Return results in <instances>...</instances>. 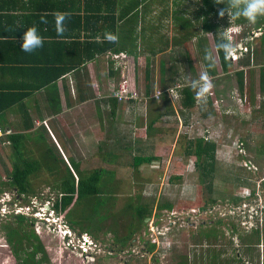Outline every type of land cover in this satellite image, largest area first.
<instances>
[{
	"label": "rangeland",
	"instance_id": "obj_1",
	"mask_svg": "<svg viewBox=\"0 0 264 264\" xmlns=\"http://www.w3.org/2000/svg\"><path fill=\"white\" fill-rule=\"evenodd\" d=\"M201 1L175 0L174 3H180L181 7L174 4L173 10H178L177 17L183 12V15H186L183 19L188 18L196 26L201 25L196 20L200 6L198 3ZM225 17L230 18L228 14ZM179 22L174 15V18L166 23L167 32L170 34L171 26H176ZM230 22L233 24L227 30L229 38L235 46L242 41V36H247L250 40L247 41L249 51H251L250 48H255L249 65L243 63L246 60L239 63L231 60V71L224 73L212 33L202 35L204 40L202 47L199 46L197 40L193 41L192 55L195 57L193 64L188 62L185 52L182 50L179 52V49L166 52L160 56V60H164L166 63L167 74L165 77L169 79L174 74L175 76H182V74L200 76L206 73L204 53L211 52V59L216 65L218 75L209 79L212 85L209 92L202 98L197 97L196 107L189 112L187 111L188 113L180 111L178 94L172 96L175 108L180 112L181 120L176 114V116L167 117L165 122L162 121L161 126L164 128L162 133L164 135L161 134L157 137L161 138L160 141L165 148V156H163L165 158L157 160L152 155L156 151H150L152 155L150 157L153 160L138 166L146 169L147 173H135V169L130 166L136 162L133 156L117 160L114 155L102 154V160L95 161V159L90 160L89 155L93 158L98 157V154L92 152L94 148L97 149V143L82 141L80 144L78 142L70 145V148L73 149L70 153L72 152L73 156L75 155L77 158L80 154L83 156V170H93L92 172H94V169L99 168L105 170L104 173L106 174L103 177L104 193L101 195L103 200L100 204L101 207L98 209L97 215L95 212L89 214L86 223V228L91 229L95 234L90 231L86 233V230L85 232L78 230L79 226L78 229L74 230L77 234L89 235L90 237L87 235L86 237L92 238L95 242L90 254L84 255L82 253L79 247L81 241L75 239L74 246H70L68 240L62 238L64 231L59 229V223L68 221L63 212H58L55 209L60 217L57 222L53 219H50L49 222L44 220L51 213L48 210L55 208L59 193L51 186L55 182L49 171L43 167L38 171L39 177L34 180L35 195L19 197L17 190L7 186L14 162L18 161L19 158L11 144L0 146V264H16L7 241V226L10 224L17 226L14 218L11 220L13 217L11 211L19 204L18 201H20L21 206H24L28 204L27 199L31 202L33 198L36 200L35 209L45 211L42 212V215L45 214L46 216L35 218L33 214H30L28 217L35 220V230L41 236L54 264H180L181 262L191 264L192 258H196L197 254H199V264L205 261L200 259V255L206 254L203 238L211 228L219 233L222 230L226 233V229L229 227L230 246L217 239L213 244L214 247L211 246L207 249L221 253V251H228V246L232 251L231 254L237 250L234 245V239L238 237L237 233L245 234L247 228L255 225V219H260V209L263 208L262 203H264V186L263 183H258L264 177V154L257 151L264 144V97L260 86V72L264 66V55L261 53V45L256 41L263 33L260 29L254 28L250 23L241 27L234 25V19ZM241 30L244 31L240 35ZM251 56H248L249 59ZM160 60L156 62L158 63ZM241 64L248 71L246 81L248 88H253V97L249 90H244L241 93L238 86L235 71L243 69ZM192 70H194V75H191ZM143 71L144 66L138 65L137 75L141 73L142 77V81L138 85L144 91L146 80H144ZM121 76L122 74L120 78ZM124 76L126 73L122 77ZM152 78L153 76H151ZM210 92L212 95H209ZM157 102H159L161 109L165 108L162 99ZM130 105L133 104L119 108L122 115L121 119L143 121L141 115L143 108H146L145 104L142 102L135 106ZM161 109L159 110L161 111ZM106 110L104 120L109 121L113 117L109 119L111 111L108 108ZM88 111V107H84L81 112H70L59 118L58 123L60 125L65 121L78 122V118ZM206 111L208 116L204 115ZM186 114L190 121L188 125L183 117ZM116 117L115 115L114 119ZM87 130L89 131V129ZM84 136L89 137L87 134ZM197 138H204L206 141L216 143V156L220 154L223 158V160L217 159V166L213 173V198L216 203H212L213 201L210 199L212 194L207 189L201 193L203 177L197 168V157L185 156L187 142ZM50 139V143L55 142L54 139ZM28 141L31 143L27 142V150L24 154L28 155L29 158L33 156L41 159L43 157V154L41 155L42 150L39 151L38 155L29 150L42 144L37 142L38 140L35 138L28 139ZM54 144L59 150L58 145ZM103 147L105 146L103 145ZM154 147L156 146L154 145ZM60 155L63 157L62 153ZM66 156L69 158V154ZM60 168L63 173L67 172L64 163H61ZM143 179L147 181L144 182ZM116 188H120L119 193L113 192ZM158 188L163 190L159 205L171 203L174 205V209H160L154 206L152 216L148 217L150 219H145V222L140 221L138 206L141 204L147 206L146 201L153 205L154 194L155 192L158 194ZM241 191L242 197L245 193L250 192L251 197L248 198V202L253 203L254 200L256 204L250 205L247 200L235 197ZM199 198H202L203 204L206 202L207 204L202 211L198 212V210L193 209V205L197 203ZM46 203L49 204V207L43 206ZM211 220L214 221L213 225L210 223ZM135 226L138 227V230L135 231L131 240L126 241L123 248L122 242L125 241L117 242V238L128 236ZM232 227L235 228L232 230ZM216 234H213V238L217 236ZM151 244H156V248L151 250ZM208 244L211 245V243ZM67 247L71 250H67ZM192 264H195L194 261ZM242 264H246V262L243 261Z\"/></svg>",
	"mask_w": 264,
	"mask_h": 264
},
{
	"label": "crops",
	"instance_id": "obj_2",
	"mask_svg": "<svg viewBox=\"0 0 264 264\" xmlns=\"http://www.w3.org/2000/svg\"><path fill=\"white\" fill-rule=\"evenodd\" d=\"M168 1H170L169 9L166 11L165 9L167 7L164 0H0V91L4 90L8 92L9 90L16 95L26 94L23 101L6 111L2 122L0 121V127L6 128L7 130L11 129L20 134H29L31 139L36 138L39 132H43L48 140L47 143H50V138L54 139V143L59 147V150L57 149L58 152L60 151L59 154L62 153L64 159L67 161L75 160L79 163L80 170H83V156L81 154L78 158L75 155L73 156L72 152L70 153V151L73 150L70 148V145L78 142L80 144L82 141L86 143H97V149L94 148L92 152L98 154V157L93 158L89 155L90 160L95 159L96 161L99 159L101 161L102 154L114 155L117 160H123L125 157L131 158L133 156L135 161L137 158H146L152 155L155 156L157 160L165 158L163 157L165 156V148L162 141H160L161 138L157 136L163 134L162 130L164 128L161 126L162 121L165 122L167 117L176 116V114L179 117L180 112L175 108L172 96L178 94L177 96L180 97L179 90L184 86H190L191 80L200 77L186 76L183 74L182 76H175L174 74V76H170L168 79L165 77L167 74L166 69L163 75L161 73L162 60H160V56L173 50L179 49V52H181V50L182 52L184 51L188 62L193 64L195 59L192 55L194 49L193 41L197 40L195 37L188 41V48L186 47V42L183 43L181 41L175 44L174 37L179 41L181 40L180 31L182 28H180L181 22H179L176 26H171L170 34L167 32L168 26H166V23L173 19L175 12L178 11L173 10L175 0ZM87 6L92 8V10L89 11V16L95 18L112 16L114 18L111 21V25L106 29V32L103 31L99 33L100 30L98 29L104 27L101 25L102 22L98 24L90 23L89 26L85 23L84 15ZM58 14H64V19L62 21L63 31L61 32L57 31V25L60 23L57 19ZM72 14H80L83 16V27L80 29V26H78L76 31L72 30L71 32L70 26L73 23L69 18ZM178 17L180 18L177 19L179 21L188 19H182L186 17V15H183V12H181ZM33 24L38 25L41 34L45 37L46 43L44 44H52L47 48L46 52H43L44 54L37 51L26 53L22 51L20 47L21 38L26 28ZM96 33L97 35H95ZM103 33L117 38L118 42H120L119 40L123 41L122 43L124 44L121 45V48L126 50H122V52L128 53L129 50H134L133 54L137 57V65L144 66V80H146L147 67L148 65L150 66L155 93L158 90L177 88L176 93L172 95L167 94L174 105L175 112L166 113V108H162L161 111L164 115L151 130L149 128L150 122L146 120L151 102L146 100L142 101L146 108H143L141 115L143 121L141 120L140 122L131 119H121L122 115L120 114L119 108L129 105L130 103L117 104L114 114L111 111L110 104L105 102L106 100L104 98L108 97L109 94V83H111V80H118L117 77H110L112 75L110 74L108 58L111 59L112 55H114L112 51L99 55L97 59L87 64L86 69L67 73L54 85H47L40 90L32 89L37 86L39 82L50 77L38 76L37 72L32 71V68L35 67L32 65L35 60L38 58H40V60L52 59L54 65H67L70 53L67 50V46L65 48L64 45H67V43L75 38V34L78 35V38L80 36L79 39L81 41H101L104 39L102 38ZM69 34H73V36L70 37ZM167 41H169V45L166 50L162 52L161 48L167 46ZM157 60H160V62H158L159 64L156 62ZM115 64L117 66V63H114V69L116 72H119L118 75L115 76H120L121 74L123 76L125 73L127 75V67L122 66V68L118 69L120 71H118ZM22 65L24 69L18 70L17 66ZM158 65L159 67H157ZM192 72L191 75H194V70H192ZM206 73L208 79L216 77L209 75L207 68ZM87 76L90 78H87ZM162 78L165 80V83H161ZM88 79L91 80V83L86 81ZM138 79L139 83L137 82V84H140L142 81L141 73L138 75ZM139 86L140 85H138L137 89L140 93L145 95V90L143 91L141 89L142 87L140 88ZM81 87L82 89H86L87 87L90 88L86 93L85 90H79ZM161 87H163V89H161ZM53 91H57V95ZM83 93H93V96L89 97V99H82ZM153 94L149 97L152 98ZM55 96H59L61 102V112L59 114H54L53 104L51 102V98ZM179 97L178 101L180 104ZM142 102L137 104H141ZM104 103H106V105ZM98 105H100L103 110L102 119L99 117ZM135 105L136 104L130 106ZM84 107H88L89 111L79 117L78 122L65 121L59 125V118L70 112H81ZM107 108L111 111L109 119L113 117L111 118L112 120L110 119L109 121L104 120ZM180 111L182 113L189 112L185 110L182 111V109ZM157 112L158 110L152 111L150 115L156 114ZM205 113L209 115L207 111ZM115 115L117 116L116 119H114ZM183 117L185 123L188 125L190 122L187 119L188 115L186 114ZM179 119L181 120L180 117ZM87 129H89V131ZM147 131H149V133ZM85 134L89 135V137L84 136ZM29 143H31V141H29ZM103 145L105 147H103ZM154 145L156 147H154ZM150 151L156 152L151 155ZM66 154H69V158H67ZM171 157L172 155L170 158ZM216 157L218 160H223L220 154ZM130 166L135 169V173H144L147 171L143 167H138V165L133 163ZM94 170H99V168ZM92 171L93 170H84L85 174H87V172L90 174ZM143 181L145 182L147 180L143 179ZM259 182H261V184L263 183L264 186V177L260 179L258 183ZM157 191L158 194L157 192L154 194L153 205L146 201L147 206L144 204L139 206L148 208H153L155 206L158 208L160 206L159 202L163 190L158 188ZM113 192L119 193L120 188L114 189ZM242 195L241 191L240 194L235 197L247 200V203L250 205L256 204L254 200L253 203L248 202V198L250 197L245 198L244 196L242 197ZM262 204L263 208L260 209V212L264 213V203ZM149 219L146 218V220ZM71 228L76 230L79 227H74V229L71 225ZM234 228L235 227H232V230ZM211 229L206 232L203 238L206 254L200 255V259L205 261L199 264H242L243 261H245L246 264H264V215H261L260 219H255V225L251 228H247L245 234L237 233L238 237L234 239V245L237 250L235 252L233 251L232 254L230 253L232 251L228 248V246H230L229 227L226 229V233H224L223 230L219 233L215 229H213V232L210 231ZM78 230H80V228ZM212 233H217V236L213 238ZM217 239L227 243L228 246H225H227L228 251H221V253H219L207 249L211 246L214 247L213 244ZM208 243H211V245ZM198 260L199 254H197L196 258H192L191 264L193 261L195 264H198Z\"/></svg>",
	"mask_w": 264,
	"mask_h": 264
},
{
	"label": "trees",
	"instance_id": "obj_3",
	"mask_svg": "<svg viewBox=\"0 0 264 264\" xmlns=\"http://www.w3.org/2000/svg\"><path fill=\"white\" fill-rule=\"evenodd\" d=\"M109 1V0H106ZM183 1V0H181ZM164 3L166 5V11L169 9V1L164 0ZM175 5H178L181 7L180 3L175 2ZM199 6V12L196 15V20L200 22L201 25L193 24L192 21L186 19L181 22L180 28H182L181 32V40L179 41L176 37H174L175 44L180 43L181 41L183 43L192 40L193 38H197L199 46H203V39L202 35L206 33H212L214 37V43L217 50V55L219 58V62L222 68V71L224 73H229L231 71L232 67V61L228 59V56H225L223 51L217 47V41H218V34L221 31H224L226 28L230 27L233 23L230 22V18L227 19L225 15L221 17L219 15L220 9H226L227 8V0H224V2H217V0H202L201 3H198ZM108 6V5H107ZM92 10L91 7L86 8V12L84 15L85 23L89 26L90 23L98 24L102 22V27L99 33H102L103 31L106 32V29L111 25V21L114 19L112 16H105V17H93L89 16V11ZM101 10V9H100ZM112 10V9H111ZM177 11L175 12V19H180L177 17ZM83 16L79 15H70V21L73 23L71 24V32L76 31V28L80 26V29L83 27ZM183 19V18H182ZM202 21V22H201ZM115 23V22H113ZM252 24V26L256 29H260L262 35L258 37L256 41L261 45L262 50L261 53L264 55V16H261L257 19L256 22H249L246 18L240 17L238 19H234V25L237 26H245L247 24ZM189 24V25H188ZM223 26V27H222ZM88 29V28H87ZM241 30L240 35L242 34ZM97 35V33L95 34ZM70 37L73 36V34H69ZM106 36H109V34L103 33V36L101 41H92V40H85L81 41L78 38V35L75 34V38H73L67 45H64L67 50L70 53L69 54V60L67 65H54V61L52 59L48 60H40L38 58L34 61L35 67L32 68V71L37 72L38 76H50L48 79H45L38 83L37 86L33 87V90H40L42 87H45L47 85H54L57 83V81L62 78L64 75H66L69 72L72 71H81V69H86L87 64L89 62L94 61L97 59L99 55L105 54L108 51H112L114 54L122 55L118 60H111L108 58L109 63V69L110 74L112 76L110 77H117V82L121 81L122 78H126L129 81V84L132 89H137L138 87V75H137V57L134 53V50H129V54L126 52H122V50H126L121 48V45L123 41L119 40L116 45L110 44L105 39ZM243 41H245V44L249 47L247 44V41H250L247 36L243 37ZM104 40V41H103ZM46 43V42H45ZM65 44V42H64ZM167 46L161 48V51L164 52L166 48L169 45V41H167ZM52 44H44V46L40 49H37V52H46L47 48L51 46ZM198 46V47H199ZM255 48H250L251 51L247 52V55L242 57L239 62H242L246 65L251 64V58L253 55V51ZM44 54V53H43ZM204 62L205 66L208 70L209 75L216 76L218 75V71L216 68V65L213 64V60L206 57V53H204ZM248 56H251L250 59ZM114 63H117L116 69L127 67V75L122 77L120 79V76L118 75L119 72H116L114 69ZM150 66L148 65L146 70V87H145V96L148 98H141L140 100L131 101L130 104H137L142 102L143 100L151 102L149 105L150 110L148 113V116L146 118L147 121L150 122L149 128H151L160 121V119L163 117L161 107L159 106V100L155 98H151V96L154 92V82L151 79L152 73L150 71ZM162 67V75L164 74L166 63L164 60L161 62ZM241 67L243 69L235 71V76L237 78L238 86L241 90V93L244 92V90H249L251 96L253 88H248L246 76H248V71L243 67V64H241ZM6 69V68H5ZM18 70H23L24 66H17ZM251 69V68H250ZM120 71V70H118ZM252 71V70H250ZM253 72V71H252ZM87 78H90L87 76ZM90 82L91 80H86ZM161 83H165V80L162 78ZM91 83V82H90ZM260 86H261V93L264 97V66L261 69L260 72ZM90 87H87L86 89L82 87L79 88L80 91H84L87 93L88 89ZM138 90V89H137ZM165 90V89H164ZM139 91V90H138ZM57 95V91H53ZM83 93L82 99H89V97L93 96V93L86 94ZM180 93V106L182 111H189L196 107L197 105V96L195 90H193L190 86H184L179 90ZM153 94V95H154ZM26 94L23 95H16L13 94L11 91L8 90V92H5L4 90L0 91V121L2 122L3 116L5 115L6 111L11 109L14 105L17 103H20L25 98ZM106 103L108 102L111 106L112 113L115 114V110L117 108L118 101L112 97H105L104 98ZM162 101L164 103V107L166 108V113L169 112H175L174 105L172 104V101L167 96V93H164L162 96ZM51 102L53 104L54 114H59L61 112V102L59 96H55L54 98H51ZM106 103H104L106 105ZM99 104V103H98ZM123 104V103H122ZM128 104V103H126ZM158 110L156 114L150 115L152 111ZM98 113L100 119H102L103 116V110L100 105H98ZM205 116H208L206 113ZM2 124V123H1ZM29 127V126H27ZM2 130H7L6 128L0 127ZM29 129V128H28ZM11 130V129H8ZM149 133V131H147ZM28 139H31L29 137V134H20L16 133L12 130V133L10 135H7L3 138V142L1 145H6L4 142H10L13 149H15V152L19 158L18 161L14 162L13 169L11 170L9 181L7 182V186L12 187L13 189L17 190L18 196L22 197H28L30 195H35V183L34 180L39 177L38 171L43 167L49 173L50 176L54 178V184L51 185L53 188H55L59 193L58 197L55 202V209L58 212H63L65 215V218L68 219V223L72 225V227H80V230H85L92 232L94 231L91 229H87L86 223L88 221L89 214H92L95 212V214H98V209L101 207V195L104 193L103 190V177L106 176L104 173L105 170H94V172H91L90 174H85L84 170H80V165L75 160H65L56 149V145L54 143H47L48 140L44 136L43 132H39V135L36 136L35 139H37V142H40L42 145L36 146V149H30L31 153L35 152L39 153L40 150L41 155L43 154V157L41 159L36 157H30L25 153L27 150V142L29 143ZM46 139V141H45ZM51 145V146H49ZM216 143L211 141H206L204 138H197L195 140H189L185 147V156H196L198 159L197 162V168L201 172L202 175V183L203 188L201 190L205 191L207 189L208 192H211L210 199L213 201L212 203H216V200L213 198V180H214V171L217 166V157H216ZM258 152L264 154V144H262L258 150ZM33 154V155H34ZM261 155V154H260ZM153 160L152 157H146V158H137L135 160V164L138 166L144 162H151ZM64 163L66 166L67 172L63 173L62 169L60 168L61 163ZM60 164V165H59ZM44 169V170H45ZM210 169V170H209ZM56 173V174H54ZM212 178V179H211ZM207 181V183H205ZM1 191V190H0ZM30 200L27 199V203H29ZM206 203H202V198H199L197 203L193 205V209L198 210V212L203 210L206 207ZM160 209H174V205L171 203H166L159 206ZM186 208V207H185ZM183 208V209H185ZM188 209V208H186ZM153 208H148L145 206H138V217L140 218V221L145 222V219L152 216ZM12 216V215H11ZM14 218V219H13ZM97 218V217H95ZM15 220L17 223V226H13L12 224L7 226V241L9 243V248L12 252V255L15 259L16 264H54L50 257L48 250L46 246L44 245L41 236L36 232L35 230V220L29 218L26 215L18 214L14 215L11 218V220ZM70 225V226H71ZM75 229V228H74ZM138 230V227H134L131 229L128 236L124 237H118L117 242H122L124 240L125 242H122L123 248L125 247L126 241H129L133 238V235L135 234V231ZM64 238V237H62ZM124 238V239H123ZM156 248V244H151V250ZM67 250H71L67 247ZM180 264H187L181 262Z\"/></svg>",
	"mask_w": 264,
	"mask_h": 264
},
{
	"label": "clouds",
	"instance_id": "obj_4",
	"mask_svg": "<svg viewBox=\"0 0 264 264\" xmlns=\"http://www.w3.org/2000/svg\"><path fill=\"white\" fill-rule=\"evenodd\" d=\"M217 2H224V0H217ZM226 12L230 16L231 20L244 17L249 22L254 23L259 17L264 16V0H227V8L220 9L219 15L223 17ZM57 19L60 21V23L57 25V31L61 32L63 31L62 21L64 19V14H58ZM228 28L222 32H219L217 36V47L223 51L225 56H232L236 51V46L229 38L227 30ZM105 39L108 43L113 45L118 43V39L111 35L106 36ZM44 43L45 37L41 34L38 25L33 24L26 28V31L21 38L20 47L22 51L26 53H32L37 49L42 48ZM211 55V52H206L207 58L210 59ZM190 87L195 90L197 97L202 98L209 92L212 85L208 79L207 73H203L198 79H193L190 81ZM48 211H51V209ZM44 220L46 221V219Z\"/></svg>",
	"mask_w": 264,
	"mask_h": 264
},
{
	"label": "built area",
	"instance_id": "obj_5",
	"mask_svg": "<svg viewBox=\"0 0 264 264\" xmlns=\"http://www.w3.org/2000/svg\"><path fill=\"white\" fill-rule=\"evenodd\" d=\"M247 52H249V48L248 46L245 44V41H242L240 43H238L236 45V51L234 52V54L232 56H228V59L233 60L235 62H238L242 57H244ZM122 56H125L124 54L122 55H118V54H114L112 55V59L113 60H118L119 58H121ZM177 88H169L166 90H158L153 96L152 98H155L157 100L161 99L162 96L164 95V93H167L169 95H172L174 93L177 92L176 90ZM209 95H212L211 92L209 93ZM109 97H112L114 99H116L118 101V103H129L131 101H136V100H140L141 98H148L145 95H143L142 93H140L137 89H132L129 81L126 78H123L121 81L117 82L115 80H111V83L109 85ZM12 133V130H2L0 129V144H2L3 142V138L7 135H10ZM4 144H10V142H4ZM245 198L251 197L250 192H248L247 194H244ZM36 200L33 198L31 202H29L28 204L21 206L20 201H18L19 204H17V206H15L16 208H14V210H12L11 212H13L12 214L18 215V214H23V215H27L29 216L30 214H33L35 218H44L46 215L43 214L45 211L43 210H36ZM44 207H49V204H43ZM252 207V206H251ZM33 208V209H32ZM51 208V207H50ZM257 213V210H255ZM3 212V211H2ZM261 215H264V213H261ZM45 219V218H44ZM50 219H53L54 221H58L60 219V217L58 216V213L56 212V210L54 208H51V213L49 216H46V221L49 222ZM262 220V219H261ZM60 225V230L63 229V237L68 240V244L70 246H74V241L76 239V241H81V245L79 246L82 253H84V255H88L92 252L93 246H95V242L92 240V238H89L90 236L87 234H77L69 225V223L67 221H61L59 223ZM89 236V237H86ZM82 238V240H81Z\"/></svg>",
	"mask_w": 264,
	"mask_h": 264
},
{
	"label": "flooded vegetation",
	"instance_id": "obj_6",
	"mask_svg": "<svg viewBox=\"0 0 264 264\" xmlns=\"http://www.w3.org/2000/svg\"><path fill=\"white\" fill-rule=\"evenodd\" d=\"M208 208V207H207ZM213 220L210 221L211 225H213L214 222H212ZM205 222V221H204Z\"/></svg>",
	"mask_w": 264,
	"mask_h": 264
},
{
	"label": "water",
	"instance_id": "obj_7",
	"mask_svg": "<svg viewBox=\"0 0 264 264\" xmlns=\"http://www.w3.org/2000/svg\"><path fill=\"white\" fill-rule=\"evenodd\" d=\"M149 219V218H148Z\"/></svg>",
	"mask_w": 264,
	"mask_h": 264
}]
</instances>
